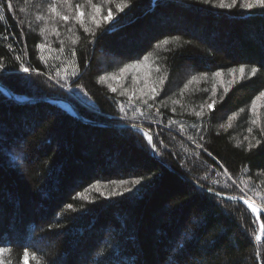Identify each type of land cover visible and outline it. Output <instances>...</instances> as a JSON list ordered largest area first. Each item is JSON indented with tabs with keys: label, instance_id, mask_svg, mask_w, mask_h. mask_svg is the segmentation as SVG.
Instances as JSON below:
<instances>
[{
	"label": "trees",
	"instance_id": "1",
	"mask_svg": "<svg viewBox=\"0 0 264 264\" xmlns=\"http://www.w3.org/2000/svg\"><path fill=\"white\" fill-rule=\"evenodd\" d=\"M48 2L0 0V247L11 249L5 264H24L25 249L40 264H264V241L253 236L259 223L238 201L241 179L253 189L248 196L257 203L264 197V98L255 115L250 110L264 91V8L127 0L118 12L120 0H95L101 15L112 9L113 20L96 28L86 17L93 36L52 17ZM59 10L68 13L63 4ZM61 40L65 53L51 51ZM73 49L76 75L64 72ZM145 56L150 83L166 76L154 98H138L131 82H118L113 92L100 80L123 77L120 68ZM241 65L258 72L243 80L237 73L239 83L224 95L221 81ZM217 71L221 77L212 76ZM125 90L134 97L122 96ZM246 136L260 145L248 151Z\"/></svg>",
	"mask_w": 264,
	"mask_h": 264
},
{
	"label": "snow or ice",
	"instance_id": "2",
	"mask_svg": "<svg viewBox=\"0 0 264 264\" xmlns=\"http://www.w3.org/2000/svg\"><path fill=\"white\" fill-rule=\"evenodd\" d=\"M103 2L106 3H112L114 2V0H103ZM203 2L205 3H210L211 0H203ZM84 3L88 5L89 10L87 12H85L84 10V6L80 3H77L73 6V0H49L48 2V11L52 14V17H54L56 20L58 21H62L65 25L68 24L69 21H73L75 24H78L80 26V28L83 29L84 32H88L91 33L93 36L95 35V33L92 31V28L89 27L86 24V17L87 20L90 21V23L92 25H95L96 28H100L102 23H108L110 21L113 20V11L111 8L108 9V13L106 16L101 15L102 13V3L101 2H95V0H84ZM65 5L68 8V13L62 12L59 10V5ZM237 4H239L240 7L245 8V9H255V8H264V0H230V2H227V0H218V6L221 8H231L233 6H236ZM128 6L127 0H120L119 3L115 4L116 10L118 12H122L124 10L125 7ZM8 7L11 8L12 5L11 3L8 4ZM21 11H23V9H21ZM0 19H3V16H0ZM37 20H44L46 19V17L44 16H37L36 17ZM48 31L47 27H42L40 28V34L44 35L46 32ZM51 31L54 35L59 36L60 35V31L58 29V27L56 26L55 23H53L51 25ZM67 31L72 32L73 29L71 27L67 28ZM79 38L77 37V40ZM175 39H179V38H175ZM77 40H73L72 43L76 44ZM162 43L164 45L169 44V40L165 39L162 41ZM61 47L58 50H53L50 49L51 51H58V53L60 54H64L65 53V49L63 47L64 41L61 40L60 41ZM38 48H40L41 50H43L44 48L48 47L47 44H41V45H37ZM159 47V45L157 46ZM71 56L73 57L72 60L68 61L67 66H65L64 68V72L67 73L68 68H71L72 70V74L76 75L78 73V67L76 66V62L74 57L76 56V51L75 49L71 50ZM61 56L58 55L57 59H60ZM17 60L20 59V57H16ZM41 61L45 60V57L43 55H41L40 57ZM149 60L148 56H145L143 61L137 60V62L135 63H129V64H125L122 68L119 69V73L120 74H125L128 73L130 71H132L133 73L139 69H141L142 67L145 66V62ZM22 70L24 72H29L30 68L29 67H25L23 65H21ZM4 65L2 63H0V70H3ZM155 71L157 73H159L161 71V68L157 65L155 67ZM229 75L232 77V79L227 80V81H221V84L223 85V93L224 95H227V93L230 91L231 87L234 86V84L239 83V80L236 79V74L239 73V78L240 80H243L245 78V76L247 75L249 78H251L252 76H255L256 73L258 72V68L256 67H252L250 72H246V68L245 66L241 65L238 69L237 68H231L228 70ZM148 75L146 74L145 76V88L147 89V91H145V89H140V92L143 96H151V97H155L157 95H159V89L156 87V85H160L163 86L166 80V76H159L157 79L152 80L151 83L148 82ZM207 74H202L201 77H197V76H192L191 79L188 81V83H186L184 85V88H188L189 84L197 81L198 79H203ZM213 77H221L222 73L217 71L215 73H212ZM106 79H117V74L115 73H111L108 74L106 76H101L100 80L104 81ZM133 80L134 82L136 81V77L135 75H133ZM109 87L111 88V91L115 92L117 89L115 87H112L111 85H109ZM127 91V90H125ZM183 92V90H181ZM121 94H125V93H121ZM134 95V94H133ZM217 95V88L215 86H213L212 88V96L209 97V99H211L210 103L206 104V107L210 110L213 111L215 109V105L217 103V100L215 99V96ZM264 98V91L260 92L259 95H257L252 101H251V112L253 113V115H255L257 113V109H258V102L261 101V99ZM131 99V98H130ZM222 99V97H221ZM143 103H145L147 105V100L144 99ZM205 105H201V111H197L195 112L196 116H202L203 115V108ZM148 107H151V105H148ZM123 110V109H122ZM244 109H240V112H243ZM238 114L234 113L233 116H229L228 120L229 122L232 121ZM250 123L255 125L258 123V121L256 119H252L250 120ZM221 127H224V125H221ZM228 127H231V123L228 124ZM247 131L249 133L253 132V129L251 127H249L247 129ZM261 134L264 135V127L261 128ZM144 135L147 137L148 143L151 145L153 144V138L151 136L150 133H144ZM245 140L248 141V151H251L254 147H257L260 145L261 141L259 139H257L255 141V144H253L251 142V140H249V138L246 136L244 137ZM231 179V177H230ZM249 179H251V177H249ZM119 183L124 184L127 183V181H119ZM140 181L139 180H134L132 181V184H139ZM233 183H236V181H233ZM241 184H243V187H240V192L242 193V195L240 196V200L243 201V204L247 206V209H250L251 213L254 215L255 221L259 223V228L257 232L253 233L254 236V240L256 243H260L262 241H264V220H262V217H264V197H260L261 202L257 203L255 199H253V197L248 196L247 192L248 191H253L252 188L249 187V182L246 180L241 179L240 181ZM254 196H260L259 192H254ZM229 199H236V197H230ZM69 207H71V205H69ZM11 249L10 248H5V247H0V264H5V261L3 259L4 254L5 253H10ZM29 258H31L32 260L36 261V264H40V260L39 257H37L36 253H29L28 249H25L23 252V261L24 264H27ZM9 264H11V262L9 261Z\"/></svg>",
	"mask_w": 264,
	"mask_h": 264
},
{
	"label": "rangeland",
	"instance_id": "3",
	"mask_svg": "<svg viewBox=\"0 0 264 264\" xmlns=\"http://www.w3.org/2000/svg\"><path fill=\"white\" fill-rule=\"evenodd\" d=\"M106 56H102L101 57V61H102V63H104L105 62V60H106ZM151 66L150 65H146V66H144V67H142L141 69H139V70H137V71H135L134 73L132 72V74H131V71L130 72H128V73H125L124 75H123V77H122V75H121V77H119L118 78V76H117V79H107V81H108V83H109V85H111L112 87H115L117 90H119V88L118 87H116L115 86V84H117L118 82L119 83H121V84H127V85H129L130 86V82H131V87H137L136 88V90H137V93H136V96L138 97V98H142V94H141V92H140V89H145V91H147V89L145 88V76H146V74H149L148 75V82H149V79L151 80V78H150V72L152 71L151 70V68H150ZM133 75H135V77H136V81L134 82V80H133ZM239 76V75H238ZM129 77L131 78L130 79V81H128V79H129ZM123 79V80H122ZM118 83V84H119ZM150 83V82H149ZM121 93H125V94H122V96H124L125 98H128V99H132V97H134V95H132V94H128V93H126V91H122ZM120 93V94H121ZM143 97H145V96H143ZM263 99V98H262ZM60 105L62 106V107H64V108H66V109H70L67 105H66V102H60ZM260 107V106H259ZM141 132L143 133V135H144V133H146L145 131H142L141 130ZM6 134H8V132H7V130H6ZM145 136V135H144ZM152 136V135H151ZM146 137V136H145ZM147 138V137H146ZM153 138V137H152ZM152 146H153V148L155 147V145H154V141H153V144H152ZM21 148L23 149V151L25 150L24 149V146L23 145H21ZM8 152H10V150L7 148L6 149V154H8ZM25 152V151H24ZM154 154H156V151L154 150ZM106 234H108V232H106ZM46 246V245H45Z\"/></svg>",
	"mask_w": 264,
	"mask_h": 264
},
{
	"label": "water",
	"instance_id": "4",
	"mask_svg": "<svg viewBox=\"0 0 264 264\" xmlns=\"http://www.w3.org/2000/svg\"><path fill=\"white\" fill-rule=\"evenodd\" d=\"M4 90V89H3ZM4 92H6V94L8 95V96H10V97H13L12 96V94L9 92V91H7V90H4ZM18 102H21V103H23L24 102V100L23 99H17V98H15ZM72 110L74 111V109L72 108ZM75 112V111H74ZM76 113V112H75ZM239 202H241L242 204H243V201L242 200H238ZM246 206V205H245ZM259 258H260V256H259Z\"/></svg>",
	"mask_w": 264,
	"mask_h": 264
}]
</instances>
